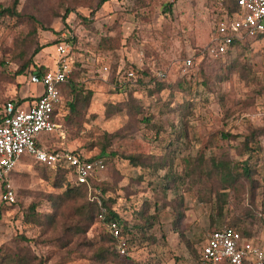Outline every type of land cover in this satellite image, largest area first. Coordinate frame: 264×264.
I'll use <instances>...</instances> for the list:
<instances>
[{
	"label": "rangeland",
	"instance_id": "rangeland-1",
	"mask_svg": "<svg viewBox=\"0 0 264 264\" xmlns=\"http://www.w3.org/2000/svg\"><path fill=\"white\" fill-rule=\"evenodd\" d=\"M98 2L19 0L0 17V114L34 101L30 72L53 69L65 40L92 97L74 120L61 110L49 146L105 162L78 192L69 175L23 160L16 204L0 203V264H201L207 234L229 225L264 246V39L211 56L218 0ZM245 163L251 180H224V166L235 177ZM102 200L131 230L125 257L89 220L86 203Z\"/></svg>",
	"mask_w": 264,
	"mask_h": 264
},
{
	"label": "built area",
	"instance_id": "built-area-1",
	"mask_svg": "<svg viewBox=\"0 0 264 264\" xmlns=\"http://www.w3.org/2000/svg\"><path fill=\"white\" fill-rule=\"evenodd\" d=\"M221 18L216 23V34L208 49L211 56H223L232 50L234 40L264 37V0H235L236 10L228 15L223 7L224 0H218ZM57 61L53 69L40 76L29 74L28 83L41 87V94H34L31 104L16 106L13 101L3 106L0 116V203L11 206L16 196L11 185V176L23 160L33 159L40 165L51 168L73 169L75 182L86 184L104 168L101 160L90 161L80 154L63 151L52 153L47 147L39 146L43 135L59 130V86L65 83L72 73L70 47L62 40L55 46ZM193 64L191 57L184 60V68ZM35 70V69H34ZM134 77L133 72L128 73ZM156 77L165 78L163 72ZM25 105V107H24ZM103 219V215H99ZM116 241L115 250L120 257L128 255V240L123 236V227L118 222L107 226ZM201 264H264V246L242 237L239 232L222 226L209 232L200 249Z\"/></svg>",
	"mask_w": 264,
	"mask_h": 264
},
{
	"label": "trees",
	"instance_id": "trees-1",
	"mask_svg": "<svg viewBox=\"0 0 264 264\" xmlns=\"http://www.w3.org/2000/svg\"><path fill=\"white\" fill-rule=\"evenodd\" d=\"M109 0H99L97 6H101L103 5L104 3L108 2ZM19 4V0H13L12 1V4L10 7H7V8H4V7H0V17H4V16H14V15H17L16 14V8ZM223 7L224 9L227 11L228 15H231L235 10H236V3H235V0H230L229 1V4H225V2L223 3ZM221 18V17H220ZM218 18L215 23H214V31L216 34V23L217 21L220 19ZM251 39H254V40H258V39H264V37H256V38H245L243 40H234L233 44H232V49L236 48V47H239L241 45H243V43L247 40H251ZM39 52V50H36L35 53ZM208 53V52H207ZM72 66H73V62H72ZM24 68L23 67L19 72L16 73V76H20L22 75L23 71H24ZM46 72V69L44 68H40L38 67L37 69L31 71L30 73H34V74H37L38 76L44 74ZM130 73V72H128ZM128 73H127V76H128ZM72 77H70L65 83H63L62 85L59 86V93H60V97H61V104L59 105V109H60V112L62 109L66 108L67 110V117L68 119L70 120H74L77 116V114L79 113V111L82 109V108H86L89 104V101L92 97V93L90 91L88 92H83L82 88H80L78 85L79 83L75 82L74 81V74L71 75ZM128 78H133V77H129ZM159 79V78H157ZM161 80V79H160ZM158 80V81H160ZM136 84L139 83L135 82ZM158 85V83L156 84V86ZM162 89V86L159 85L158 87V90H161ZM85 93V94H84ZM68 97V99H67ZM12 101V100H10ZM9 102V101H8ZM14 102V101H13ZM25 102H28L27 99H24V100H21L19 102H14L16 104V106L18 105H21ZM7 103V102H6ZM5 103V104H6ZM4 104V105H5ZM3 105V106H4ZM3 111V110H2ZM2 114V113H1ZM0 114V116H1ZM55 133L53 134H46V135H43L42 136V142H38L39 146H45L47 147L48 151L52 152V153H61L63 151H59L57 149H54V148H51L49 146V138L54 135ZM227 137V136H226ZM249 138H246V140H248ZM247 146V143L246 145ZM72 154H80V153H77V152H71ZM81 155V154H80ZM101 156L99 157H96V158H91L89 159L90 161H96V160H101L104 164V168H105V162L102 160L103 156H104V152L100 153ZM126 160L130 161L133 165L135 166H138V161L135 160L134 157H128V158H125ZM227 167L224 166L222 168V176L224 178V180H226V182L229 180L230 177H233L235 180H237L238 178H245L246 180H251V169L250 167L247 165V163H245L244 165H242V167L239 169L238 173L235 174V177L234 175H232L231 173H225L224 170L226 169ZM57 173H62V174H65V175H69V180L67 181V186H68V191H72L73 187H77V191L80 192V191H83V190H86L87 188H90V186L92 185V182L95 180L96 177L94 178H90L88 180V183L86 184H77L75 182V175H74V172H73V169H66V168H62V167H56V168H53ZM80 187V188H78ZM16 195V194H15ZM16 204V201L13 205L11 206H14ZM85 208L89 210V213H90V216L89 217V220L92 221L94 219V214H96L97 217H99V215H103V219H99V221L104 225L106 231H107V236L109 237L110 240H112V243L113 245L115 246V243L116 241L112 238V236L110 235L109 231H108V224L110 222H118L121 224L122 220H121V217L117 214V212H114L112 210V207H108L105 202L102 200V202L100 201H97V202H87L86 205H85ZM228 227L234 229L235 231L239 232L240 235L242 237H245L238 229H236L234 226H231L229 225ZM123 229L124 231L126 232H131L130 229L127 230V228H125V224L123 223ZM247 238V237H245ZM249 239V238H248ZM257 244V243H256ZM116 252V251H115ZM200 252V250H199ZM199 252H197V258H198V261H200V255H199ZM117 253V252H116ZM118 255V254H117Z\"/></svg>",
	"mask_w": 264,
	"mask_h": 264
},
{
	"label": "crops",
	"instance_id": "crops-1",
	"mask_svg": "<svg viewBox=\"0 0 264 264\" xmlns=\"http://www.w3.org/2000/svg\"><path fill=\"white\" fill-rule=\"evenodd\" d=\"M217 6H218V3H217ZM28 84H29V83H28ZM37 88H40V91H38L37 94H41V93H42V88H41L40 86L37 87ZM33 94H34V93H33ZM31 103H32V102H31ZM31 103H30V104H31ZM42 140H43V139L41 138L40 142H42ZM215 230H216V229H215ZM247 239H248V238H247ZM248 240H251V239L249 238ZM251 241H253V240H251Z\"/></svg>",
	"mask_w": 264,
	"mask_h": 264
}]
</instances>
